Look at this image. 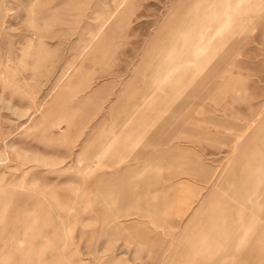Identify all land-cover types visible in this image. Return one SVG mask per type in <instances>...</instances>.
<instances>
[{
	"label": "rangeland",
	"instance_id": "374dc122",
	"mask_svg": "<svg viewBox=\"0 0 264 264\" xmlns=\"http://www.w3.org/2000/svg\"><path fill=\"white\" fill-rule=\"evenodd\" d=\"M0 264H264V0H0Z\"/></svg>",
	"mask_w": 264,
	"mask_h": 264
},
{
	"label": "crops",
	"instance_id": "0c3cea01",
	"mask_svg": "<svg viewBox=\"0 0 264 264\" xmlns=\"http://www.w3.org/2000/svg\"><path fill=\"white\" fill-rule=\"evenodd\" d=\"M190 13V12H189ZM188 13L185 15V18L190 17ZM217 19V18H216ZM219 19V18H218ZM152 69V68H151ZM156 69H155V75L154 78L156 80ZM180 149H183L180 147ZM187 160V167L185 172L189 174L190 176L204 181L208 182V179L206 178L207 171H211L215 168H210L206 166L203 162L197 159H190L186 158ZM145 172L148 171V169L145 170ZM154 173L156 176H158L157 170H159V166H155ZM144 175V174H143ZM201 188L199 189L198 193L193 194V196H184L180 201L181 205L179 206L178 201L175 199H172V193L175 191V187L173 185H163L158 186L153 191H147L143 193L136 201L137 207L140 209L157 213L162 210H166L169 208H172V211L174 212L178 211L181 213H184L187 208L190 207V205H183L185 201L191 200L194 196L198 195ZM159 196L162 198L159 200ZM171 196V197H170ZM170 197V198H169ZM219 202L217 201V196H211L207 195L205 197V201L195 210L193 216L189 220V222L184 227V230L186 231L188 228H190L192 220L198 217V212L200 210H204V218L203 216L200 218L198 222L195 223L193 226V231L195 235L188 239L187 244L192 247V249L197 248H209L214 247V250L217 251L218 247L217 245H221L222 248H220L223 251H230L232 248H230V244L232 241H234V235L231 233V228H235L239 225V222L237 219H239V216H237V210L230 211V210H223L225 209V206L219 205ZM233 213V214H232ZM238 248H234L233 250H237ZM230 254H227L229 256ZM214 257V255H213ZM235 258V257H233Z\"/></svg>",
	"mask_w": 264,
	"mask_h": 264
},
{
	"label": "bare ground",
	"instance_id": "6f19581e",
	"mask_svg": "<svg viewBox=\"0 0 264 264\" xmlns=\"http://www.w3.org/2000/svg\"><path fill=\"white\" fill-rule=\"evenodd\" d=\"M228 26V25H227Z\"/></svg>",
	"mask_w": 264,
	"mask_h": 264
}]
</instances>
